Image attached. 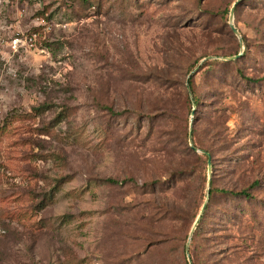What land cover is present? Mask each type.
Masks as SVG:
<instances>
[{
  "label": "rangeland",
  "instance_id": "374dc122",
  "mask_svg": "<svg viewBox=\"0 0 264 264\" xmlns=\"http://www.w3.org/2000/svg\"><path fill=\"white\" fill-rule=\"evenodd\" d=\"M236 1L0 0V264L189 260L209 159L186 81L240 52ZM234 23L238 64L194 76V142L214 188L262 187L251 204L215 192L204 234L232 217L238 257L264 264V80L245 79L264 77V0Z\"/></svg>",
  "mask_w": 264,
  "mask_h": 264
},
{
  "label": "trees",
  "instance_id": "16d2710c",
  "mask_svg": "<svg viewBox=\"0 0 264 264\" xmlns=\"http://www.w3.org/2000/svg\"><path fill=\"white\" fill-rule=\"evenodd\" d=\"M244 1L245 0L240 2L238 5H240ZM238 5H237V7H238ZM230 11H231V9H230ZM235 12H236V9H235ZM229 16H230V14H229ZM242 56H240L239 58L234 59V60H223V59H221V60L224 63V65H230L231 66L233 64H235V65L238 64V61L241 60ZM217 57H221V56H217ZM215 59H219V58H213V59H210V60H215ZM205 62H203L200 65L199 70L189 78V84L191 86L192 93H193L194 76H196L201 71V69L203 68V64ZM211 64H213V63H211ZM238 72H239L240 76L245 77L244 73L241 70H239ZM245 79L248 82L257 83V82H259L261 80H264V77L254 78V77L247 76V77H245ZM186 88H187V85H186ZM191 99H192V97H191ZM192 101H193V106H194V104L196 106L198 105L197 97L194 98V95H193ZM37 109H40V107L37 108ZM41 109L46 110L47 106H42ZM196 110H197V108L195 109V114H196ZM192 111H193V109H192ZM191 114H192V112H191ZM195 114H194V117H195ZM221 118H222V116H219V119H221ZM192 122H193V142H194L196 120L193 119ZM189 132H190V130H189ZM194 145H195V147L199 148V145L196 144L195 142H194ZM191 149H192V151L197 152L194 148L191 147ZM201 150L204 151L202 153L207 155L208 159H209V157H211V160H212V155H211V153L208 150H206V149H201ZM212 166H213V163H212ZM108 181L110 183H112V184L120 183V180L114 179V178H109ZM261 187H262L261 179H256L249 186L243 187L240 190H234V189L233 190H228V189H225V188H222V189L221 188H214L213 187V181L211 182L209 201H208L207 206L205 208V211H204V213H203V215H202V217H201V219L199 221V224H198V226H197V228H196V230H195V232L193 234V237L191 239L190 246H189V252L191 254V258H192L191 247H194V250L197 251V256H198V259H199V260L196 261V260H194L192 258L193 264H235V261L233 260V257H237L239 259V262L237 264H253L252 261H251V258L254 259L255 254H256V249L252 248V246L250 244H247L245 246V248H252V249H250L251 255H248V257H245V255H242L243 257L241 256L240 258L237 255L238 251L235 248H238V247H241V246H236V245H233V243H232V241L234 239V235H233V233H231V227L233 225V223L231 221V219H233L232 217H227L224 221H222L221 222V227L218 228L217 230L209 231L207 234H204V231H205V226H206V215H207V212L209 210V203H210V201L212 199V196H213V194L215 192H221L224 195L237 197L241 201H244L247 204H251L257 198L256 194H254L252 190L253 189L258 190ZM206 197H207V195H206ZM199 213L196 214L195 219H194V223H195ZM237 214H238V216H240L241 225H242V223H245V222L247 223L248 218L251 216L248 213V211H246V209L244 207L240 208L237 211ZM234 218L237 219V217H234ZM194 223H193V225H194ZM240 228L242 229V227H240ZM190 232H191V230H190ZM189 235H190V233H189ZM189 235H187V238H188L187 239V243H188V240H189ZM202 238H204V243L203 244L200 243V240ZM187 243H186V245L183 246V250H182V252L185 253L186 255H187ZM187 257H188V255H187ZM185 264H190V261L186 260Z\"/></svg>",
  "mask_w": 264,
  "mask_h": 264
},
{
  "label": "water",
  "instance_id": "95a60500",
  "mask_svg": "<svg viewBox=\"0 0 264 264\" xmlns=\"http://www.w3.org/2000/svg\"><path fill=\"white\" fill-rule=\"evenodd\" d=\"M243 0H237L234 5L232 6L231 8V11H230V16H229V24H230V27L231 29L233 30V32L235 33V35L239 38L240 40V43H241V50L239 52V54L237 55H233V56H221V57H217V56H208L206 58H204L201 63L188 75V78H187V82H186V85H187V89L193 99V93H192V89H191V86L189 84V78L195 74L199 68H200V65L205 62L207 59H213V58H220V59H223V60H234V59H237L239 58L240 56H242L244 54V39H243V36L241 34V32L239 31V29L237 28V26L235 25L234 23V20H235V9L237 7V5L242 2ZM195 109H196V105L194 104V108H193V111H192V117H191V125H190V132H189V141H190V145L192 148H194L197 152H204L203 150L195 147L194 145V142H193V117H194V114H195ZM212 171H213V166H212V160H211V157H209V160H208V173H209V178H208V190H207V197H206V200L201 208V211L191 229V232H190V235H189V240H188V243H187V255H188V259L190 261V264H193L192 262V258H191V254L189 252V246H190V242H191V239L193 237V234L199 224V221L205 211V208L207 206V203L209 201V198H210V186H211V182H212Z\"/></svg>",
  "mask_w": 264,
  "mask_h": 264
}]
</instances>
